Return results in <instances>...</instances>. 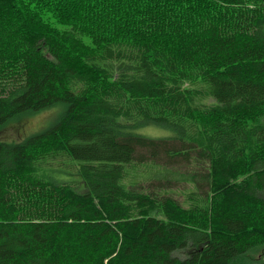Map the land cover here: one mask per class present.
<instances>
[{
	"label": "trees",
	"instance_id": "16d2710c",
	"mask_svg": "<svg viewBox=\"0 0 264 264\" xmlns=\"http://www.w3.org/2000/svg\"><path fill=\"white\" fill-rule=\"evenodd\" d=\"M57 105L0 264H264V0H0V129Z\"/></svg>",
	"mask_w": 264,
	"mask_h": 264
},
{
	"label": "rangeland",
	"instance_id": "374dc122",
	"mask_svg": "<svg viewBox=\"0 0 264 264\" xmlns=\"http://www.w3.org/2000/svg\"><path fill=\"white\" fill-rule=\"evenodd\" d=\"M62 110L63 107L57 105L39 112L26 113L11 119L0 129V140H24L33 134L42 132L50 126L51 122ZM144 132L152 136L162 135L164 133L161 128L156 127L144 129ZM184 254L183 251L177 253L178 256H184ZM251 257L253 259H264V249L251 253Z\"/></svg>",
	"mask_w": 264,
	"mask_h": 264
}]
</instances>
